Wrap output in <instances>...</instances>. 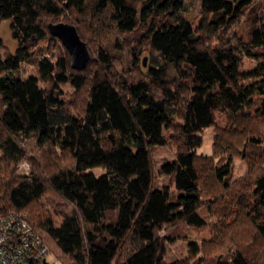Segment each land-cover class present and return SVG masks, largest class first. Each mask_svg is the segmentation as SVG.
<instances>
[{
	"label": "trees",
	"instance_id": "trees-1",
	"mask_svg": "<svg viewBox=\"0 0 264 264\" xmlns=\"http://www.w3.org/2000/svg\"><path fill=\"white\" fill-rule=\"evenodd\" d=\"M199 2L194 23L188 0H0L17 42L0 36V215L50 250L27 264H264V0ZM245 13L247 38L232 29ZM60 21L87 45L82 69L48 30ZM175 241L188 257L169 258Z\"/></svg>",
	"mask_w": 264,
	"mask_h": 264
},
{
	"label": "rangeland",
	"instance_id": "rangeland-1",
	"mask_svg": "<svg viewBox=\"0 0 264 264\" xmlns=\"http://www.w3.org/2000/svg\"><path fill=\"white\" fill-rule=\"evenodd\" d=\"M189 6L187 11L184 13V15L186 16V18H188L189 20H192V22L195 23V21L199 18L200 13H199V8H200V2L199 0H188ZM66 22V21H65ZM68 22V21H67ZM247 14L245 13V15L243 14L239 20V23H236L232 29H236L237 32L239 34L244 35L245 38L248 37V29H247ZM231 29V30H232ZM0 36L3 39L4 43L11 49L14 50L16 48L17 42L16 40L11 36V32H10V28H9V20L8 19H2L0 20ZM122 43L124 45H122V55H123V64L128 65L129 63L132 62V56H131V50L133 49H137L139 46L136 45V42L134 41L133 38H131L130 41V45H127V39H122L121 40ZM131 48V49H130ZM149 51L147 49H144L141 51V54L139 55V60H137L138 62L141 60H143L144 58V62L145 64L142 63L143 67H146L147 65H149L151 59L149 56ZM255 64L254 61H248L245 60L244 61V65L243 68H251L253 65ZM37 76L38 75V68L36 65H32V64H27V63H23L22 64V76L23 77H28V76ZM66 92H71L72 88H70L69 86H67L65 88ZM68 105V111H73V108L71 106V104L67 103ZM224 121V120H223ZM200 135L202 136V145L197 148L198 153H211L212 151V137H213V128L209 127L204 129L202 132H200ZM174 154H175V149L173 145H164L161 147L156 148L155 152H154V159H156V161L161 162V160L163 159H169L171 160L172 158H174ZM234 169H233V176L236 178L238 176H240L241 174H243L246 169V163L239 157L234 159V163H233ZM30 170V167H29ZM29 170L27 171V169L25 167H17L16 168V173L18 174H22V173H27L29 172ZM22 172V173H21ZM158 178V177H157ZM209 219L211 222H213L214 220H216V217L214 215H209ZM188 236L194 239H198L200 240L201 238H205L208 236L207 231H196L193 229H190L188 231ZM229 245V244H227ZM168 256L170 259H176V258H180V259H184L186 257H188V249L186 247V243L184 241H175L174 243L170 244L168 246ZM223 250H227L229 249V246L226 247V249L222 248ZM221 249L218 248L216 250H214L211 254V256H213L214 258L218 257L219 254L221 253L220 251ZM221 258V257H220Z\"/></svg>",
	"mask_w": 264,
	"mask_h": 264
},
{
	"label": "built area",
	"instance_id": "built-area-1",
	"mask_svg": "<svg viewBox=\"0 0 264 264\" xmlns=\"http://www.w3.org/2000/svg\"><path fill=\"white\" fill-rule=\"evenodd\" d=\"M19 167L29 169L27 162ZM49 254L48 246L41 243L23 215H0V264H27L31 259L44 260Z\"/></svg>",
	"mask_w": 264,
	"mask_h": 264
},
{
	"label": "water",
	"instance_id": "water-1",
	"mask_svg": "<svg viewBox=\"0 0 264 264\" xmlns=\"http://www.w3.org/2000/svg\"><path fill=\"white\" fill-rule=\"evenodd\" d=\"M48 30L53 36L60 39L67 49L71 67L75 69L84 68L90 58V53L86 43L80 38L75 25L63 21L49 23ZM144 61L143 58V64H145Z\"/></svg>",
	"mask_w": 264,
	"mask_h": 264
}]
</instances>
